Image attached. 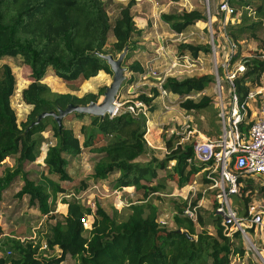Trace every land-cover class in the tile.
Listing matches in <instances>:
<instances>
[{
	"label": "trees",
	"instance_id": "trees-1",
	"mask_svg": "<svg viewBox=\"0 0 264 264\" xmlns=\"http://www.w3.org/2000/svg\"><path fill=\"white\" fill-rule=\"evenodd\" d=\"M237 1L248 2L231 0L233 4ZM134 2L129 0L122 4L118 16L111 21L105 0H0V58L20 56L31 71V80L20 91L21 100L31 108L19 121L11 102L15 74L8 63L0 65V164L6 157L16 156L13 167H5L0 174V203L3 192L21 177L23 183L14 197L22 199L26 196L30 206L53 221L45 238V253L38 252L39 244L32 240L10 237L2 244L9 246L10 255L0 254V264H61L68 255L75 264H233L234 259L242 260L247 254L240 231L229 229L219 215L214 213L210 222H206L198 208L195 218L184 213L187 199L174 202V226L160 225L158 205L150 199V194L161 191L166 186L165 180L173 179L181 187L193 174L200 172L201 183L209 182L205 173L211 169L212 161H189L194 154L193 146L190 142H180L181 134L175 131L169 134L167 129L161 132L166 149L161 157L144 137L146 117L141 114L121 111L114 116L108 113L103 117L89 115L87 126H80L83 139L63 121L58 126L51 116L34 122L42 111H57L68 103L96 101L106 87L101 85L96 91H86L82 95L53 92L48 84L40 81L48 68L67 81L88 79L99 71L112 75L110 65L102 55L111 53L115 56L127 47L122 64H126L131 74L144 73L138 59L127 63V54L140 48L139 37L143 33V29L135 24ZM253 5L257 15L263 12L262 0ZM160 16L175 32H182L198 20H207L202 9L196 7L175 13L162 12ZM248 20L247 11H244L240 20L228 22L226 26L229 39L236 43L228 65L232 67L238 61L244 65L243 71L233 78L234 92L240 103L247 102L249 91L264 85V53L241 56L240 40L244 35L259 40L257 30L261 22L248 23ZM214 29V33L218 32L219 23ZM110 31L112 41L108 43ZM220 41L225 42L220 37L215 39L216 44ZM261 46L264 48V44ZM177 51L198 58L201 54L211 53L212 48L208 42H181ZM218 70L225 77L222 62L218 63ZM134 80L132 75L126 76L122 85H132ZM215 84L214 73L201 72L182 79L168 75L163 87L178 95L181 109L194 112L216 105V95L203 93L197 99L192 97ZM158 96L157 87H152L150 94L139 92L133 98L143 100L148 110L154 111ZM70 114V118L77 119L87 116L82 112ZM253 120L252 111L247 107L238 124L242 135L248 134ZM209 125L212 129L206 130L207 136L216 137L220 124L210 118ZM48 126L55 142L46 148L45 170L39 171L36 178H30L23 169L24 163L40 159L45 140L42 132ZM85 150L97 154L93 171L88 178L74 181L69 172L70 159ZM142 156H145L143 160L140 159ZM161 170L164 176L158 180ZM111 174H114L112 185L115 188L133 186L138 195L127 205L125 218L119 219L116 209L109 213L99 202L92 208L74 197H62L63 203L56 209L57 193L78 194L88 188L89 179L104 181ZM258 178L238 175L239 193L233 201L239 215L247 213L254 193L264 200V180ZM199 195L190 201V205L197 204ZM215 205L213 198V208ZM82 219L88 221V227ZM207 223L214 229L213 233L209 232ZM2 233L0 216V235ZM249 264L256 263L251 261Z\"/></svg>",
	"mask_w": 264,
	"mask_h": 264
},
{
	"label": "rangeland",
	"instance_id": "rangeland-1",
	"mask_svg": "<svg viewBox=\"0 0 264 264\" xmlns=\"http://www.w3.org/2000/svg\"><path fill=\"white\" fill-rule=\"evenodd\" d=\"M107 3V11L109 13L111 21L114 19L115 15L119 12V7L122 4L127 3L129 0H105ZM133 5V13L135 24L138 28L144 30L142 35L139 37L140 48L136 51H131L128 55V62L130 63L133 59L137 58L141 61L144 67V73H134V77L136 79L135 83L127 89V84L123 86L120 93V99H132L139 92L149 93L152 87H157L160 79L165 78L166 75H174L178 79H182L188 75L198 74L203 72H212L215 75L216 84L211 87L204 89L202 92L194 93L192 97L195 99L199 98L201 94L207 93L213 95L215 100H217L215 104L212 106L203 108L198 111H185L181 109L179 105V98L170 93L167 96H159L154 101L156 104L155 111H149L146 126L149 122V135H147L150 144L159 143V137L161 132L164 129H167V133H171L176 131L181 135H186L187 131L191 129L193 135L190 136V140H194L199 136L200 133H203L207 136L206 130L212 129V126L209 125L210 118H213L217 124H219V113H221V108L225 107L229 100V94H231V88L228 83L227 73H231L234 71V65L232 67H224L225 77L222 74H219L218 63L224 61L225 55L227 53V45L226 43L220 41L218 44L217 41L215 43V39L220 37V39L224 40L223 36L220 34V31L215 32L214 26L220 19L223 20V15L219 12L217 7L218 0H134ZM248 1L247 4L234 2L236 7L235 14L228 18V22H235L240 20L241 15L244 11H247L249 16L248 23L251 21H260L259 28L257 30L258 38L254 39L250 35H244L243 39L240 40V50L241 56L250 55L254 52H263L264 48L261 46L264 44V8L263 12L257 15L254 12L253 7L254 3L260 0H242ZM207 3L209 6H207ZM264 7V0H262ZM202 9L203 13L206 15L207 20H198L194 24L186 27L182 32L173 31L167 22L163 21L161 18L162 12L167 13H175L181 11L182 9H192V8ZM112 33L111 31L108 33V39H111ZM225 41V40H224ZM110 41L108 40V43ZM181 42L187 43H200V42H208L213 43L214 51L211 53L201 54V60L194 61V65L191 68H184L183 66H175L171 67V60L174 58V55L177 53V45ZM110 44H107L109 47ZM261 46L262 48H260ZM235 52V51H234ZM233 52V54H234ZM118 55V54H117ZM115 55L114 57H117ZM130 55V57H129ZM129 58L131 59L129 61ZM8 63L12 71L16 77V85L15 91L12 95V105L15 107L17 119L20 121L21 118L25 115V107L24 104L22 106V101L20 99L19 92L20 90L29 82V72L26 70V65H24L20 56H9L5 55L0 58V65L2 63ZM239 62V61H238ZM236 62V63H238ZM126 67V64H123ZM152 67L157 71V75L151 74L149 72V68ZM231 68V69H230ZM52 72V77L59 83V87H56L57 83H54V79H50L46 77V75L40 80L48 84L53 92H61V91H70L71 88L77 89V86H81L84 84L83 79H75V80H63L62 78L56 76L52 69L49 68ZM150 73V74H149ZM131 73L127 71V67L125 70V75L128 76ZM110 77V78H109ZM112 75L108 76V80L106 86L111 82ZM87 82H96V78L94 79H85ZM132 87V89H131ZM136 93L134 96H129L131 92ZM102 95L98 98L100 100ZM119 99V98H118ZM120 102V100H118ZM19 103V104H18ZM122 103V102H121ZM164 103L168 105V107L164 106ZM249 108L252 111L253 118H256L260 113V101L259 100H251L249 102ZM225 111V110H224ZM71 114H68L63 118V123L71 126L74 131L78 134L80 139H83V134L79 128L78 120H71ZM84 124V123H82ZM87 126V124H85ZM216 134V133H213ZM44 136L45 143L42 147L46 145L53 144L55 142V138L52 135V131L50 130V126L47 127L46 130L42 132ZM155 135V139L154 136ZM161 138V136H160ZM148 143V142H147ZM149 144V143H148ZM149 144V145H150ZM161 146H156V154L158 156H163L166 152V149L163 146V142L161 139ZM151 146V145H150ZM16 156H9L4 159V161L0 164V174L2 173L5 167L12 168L14 165V160ZM97 154L85 150L84 153L78 155L72 159L71 169L72 175L75 177L81 176L88 178L90 173L93 171V165L96 160ZM145 156H142L140 159L143 160ZM42 160L39 159L36 162L24 163V171L28 172V176L30 178H36L39 171H44L45 166H40ZM164 176V171L161 170L159 172V178ZM114 178V174H111L106 180L95 182L93 180H88V188L86 190L80 191L78 194L80 195L79 201L82 204L92 205L94 208L95 203L99 202L109 213H112L114 209L118 212V218H125L128 213V203L132 200H135L138 195L137 193L132 191V194H129L128 189L118 188L119 193L121 194V198L124 199V204L121 206V202H118L117 194L114 192L115 188L112 185ZM53 179H57L53 176ZM202 174L200 172L193 174L190 177V180L183 186L182 189L177 185L175 180H165L166 186L158 192H154L150 194V199L154 201L158 205V211L161 218H163L166 223L165 226L171 228L174 226L172 222V213H173V205L175 201H181L184 199L178 191H185L186 185L189 183L193 185L194 190L190 191L187 195V199L189 201L194 200L199 195V199L197 201V208L206 222H210L211 216L214 214L213 209V198L214 191L206 188V186L201 183ZM257 180H264V176L258 178ZM23 183L22 178H18L14 184H12L9 189L4 194L3 205L0 208V216L1 223L3 226V230L6 235L0 236V245H2L7 238L10 237H18L23 240H32L33 242L40 244L45 241V238L48 234L49 226L53 222L52 220H48L41 216L35 207L30 206L27 202V198L20 199L19 197H14L15 193L20 189ZM97 185V189L92 187V184ZM185 187V188H184ZM213 192V193H212ZM117 198V199H116ZM253 202L256 207H258L262 198L254 193ZM235 204V202H234ZM236 206V204H235ZM86 220V219H85ZM84 224V223H83ZM210 223H207V226ZM87 226V225H84ZM88 227V226H87ZM198 229L200 227L197 226ZM209 232L213 233L214 229L209 225ZM243 243L246 247H249L246 243L245 239H243ZM254 243L258 246L260 245V240L255 237ZM0 246V254L10 255L7 252L9 249L8 245ZM45 249L39 248L38 252L45 253ZM251 261L256 264H263L262 261L257 258L253 252L249 249L247 254L242 260L234 259L233 264H249ZM75 260L68 256L64 262L61 264H75Z\"/></svg>",
	"mask_w": 264,
	"mask_h": 264
},
{
	"label": "built area",
	"instance_id": "built-area-1",
	"mask_svg": "<svg viewBox=\"0 0 264 264\" xmlns=\"http://www.w3.org/2000/svg\"><path fill=\"white\" fill-rule=\"evenodd\" d=\"M207 6H209L208 3ZM217 7L224 17L218 23L220 34L223 36L227 45V53L222 63L227 68L229 67L228 63L231 56L236 49V43L229 39L226 33V26L228 24V18L235 14L236 8L231 0H218ZM214 45L211 43L212 52L215 49ZM196 59L201 60L200 57ZM196 59L188 52L179 53L177 51L171 60V67L183 66L184 68H191ZM243 69V63L238 62L234 65V71L227 73L226 79H228L231 94L228 97L230 99L229 103L225 107H222L221 113H219V134L216 137L210 138L200 133V137L190 140V136L193 133L189 129L186 135L180 137L179 141L190 142L192 144L194 154L189 161H212L211 169L205 173L206 178L209 180L205 186L214 191L216 200V205L213 208L214 213L219 215L222 221L229 225V229L240 231L242 239H245L249 246L246 247L247 250L250 249L264 264V200L262 199L258 207L252 201L247 213L244 215L238 214L233 201L234 196L239 193L238 175H248L251 177L264 176V85L249 91L247 94V102L240 103L234 92L233 78L237 73L243 71ZM149 72L153 76L158 74L152 67L149 68ZM166 76L164 77L166 78ZM165 78L160 79L157 84L160 96H167L169 94V91L163 87ZM257 97L260 101V113L256 118H253L254 120L250 125L248 134L242 135L238 124L245 115L246 108L249 107V102L253 99L257 100ZM164 106L168 107L165 103ZM121 111H129L133 115H144L146 120L149 112L147 104L138 98H132L128 101L125 100L122 103L118 102V100L115 101V109L109 115L114 116ZM145 135L144 137L148 142ZM186 186L185 191H178L184 199H187L188 193L195 188L189 183ZM92 187L97 189V185H92ZM114 192L117 194L118 202H121L122 206L124 199L121 198L118 188L114 189ZM60 194L68 198L74 197L78 200L80 199V195L74 192H63ZM197 206L198 204L190 205V201L188 200V205L185 207L184 213L195 218ZM82 220L84 225H87L88 221L85 219ZM159 223L160 225H165L166 221L159 217ZM255 237L260 240V245L258 246L254 243ZM19 239L23 240L22 238ZM46 247L45 241L39 246V248L43 249H46ZM7 252L10 253V250L8 249Z\"/></svg>",
	"mask_w": 264,
	"mask_h": 264
},
{
	"label": "water",
	"instance_id": "water-1",
	"mask_svg": "<svg viewBox=\"0 0 264 264\" xmlns=\"http://www.w3.org/2000/svg\"><path fill=\"white\" fill-rule=\"evenodd\" d=\"M126 52L127 47L117 57H114L111 53L102 55L110 65L112 78L111 82L105 87L100 100H91L86 104L68 103L64 108H59L57 111H42L37 115L34 122L37 123L42 118L51 116L56 120L58 126H61L63 118L72 112H82L88 116L97 115L100 117H103L106 113L111 114L115 109V101L118 100L121 86L126 77V67L122 64Z\"/></svg>",
	"mask_w": 264,
	"mask_h": 264
},
{
	"label": "crops",
	"instance_id": "crops-1",
	"mask_svg": "<svg viewBox=\"0 0 264 264\" xmlns=\"http://www.w3.org/2000/svg\"><path fill=\"white\" fill-rule=\"evenodd\" d=\"M119 11V10H118ZM134 14V13H133ZM118 16V13L115 15V17L114 18H116ZM143 32H144V30H143ZM109 41H112V37H111V39H109ZM130 57V56H129ZM131 58L134 60V59H137V58H134V57H132L131 56ZM131 59L129 58V61H130ZM139 60V59H138ZM140 61V60H139ZM141 62V61H140ZM4 63V62H3ZM6 63V62H5ZM24 65H26V64H24ZM26 70H28V72H29V81L31 80V76H30V67L28 66V65H26ZM131 73V72H130ZM45 75H46V77H48V78H50V79H54V77H52L51 75H52V72L50 71V69L48 68L47 70H46V73H45ZM130 75H132L133 77L135 76L134 75V73H132V74H130ZM108 76H110V74H108V73H106V72H104V71H99L98 73H97V75H95V76H93V77H90V78H88V80H90V79H94V78H96V82H87V81H85V79H84V84H82L80 87L79 86H77V89H73V87L71 88V93H74V94H76V95H82L84 92H86V91H96L97 90V88L99 87V86H101V85H106V83H107V78H108ZM129 76V75H128ZM110 78V77H109ZM135 78V77H134ZM135 81H136V79L133 81V83L132 84H134L135 83ZM54 83H57L56 84V87H59V83L54 79ZM27 85V84H26ZM25 85V86H26ZM130 86L131 85H128L127 86V89L128 88H130ZM121 89H123V85L121 86ZM121 89H120V93H121ZM131 89H132V87H131ZM21 91V90H20ZM61 92H70V91H61ZM120 93H119V99L118 100H120V102H124L125 100H127V99H120ZM136 93H134V90H133V92H131L130 94H128L129 96H134ZM19 95H20V92H19ZM170 95H173V96H175V97H178V95H176V94H173V93H170ZM20 99H21V96H20ZM157 99V98H156ZM155 99V100H156ZM22 101V100H21ZM11 102H12V97H11ZM19 104V103H18ZM24 104H26V103H24L23 101H22V106L24 105ZM24 107H25V115L21 118V120L22 119H24L25 118V116H26V114H27V112L29 111V109L31 108V106L29 105V104H26V105H24ZM15 108V107H14ZM156 110V109H155ZM154 110V111H155ZM71 120H78L79 121V128H80V126H81V124L82 123H84V124H88V122H89V116L87 115V116H85V117H83L82 119H77V118H71ZM149 122L150 121H148V123H147V132H146V138H147V140H148V143L150 144V141H149V139H148V137H147V135H149L150 133H149ZM66 125V124H65ZM67 126H69V125H67ZM154 136V139H155V135H153ZM159 137V143H157V144H150L151 145V147H153L154 149L156 148V146H160V147H162L161 146V144H160V142H161V138H160V136H158ZM163 142V141H162ZM44 143H45V140H44ZM47 146L48 145H46L45 147H42V153H41V157H40V159L42 160V163L40 164V166H44V162H43V157H44V155H45V152H46V148H47ZM162 149H163V147H162ZM155 151H156V149H155ZM85 151H83L82 153H84ZM82 153H80L79 155H81ZM158 155V154H157ZM78 156V155H77ZM7 158V157H6ZM39 159H37V160H35V161H33V162H36V161H38ZM33 162H29V163H33ZM45 168V167H44ZM69 172H70V174H71V176H72V178H73V180L75 181V180H78V179H80V178H82L81 176H78V177H75L74 175H72V169H71V167L69 168ZM89 180H92V179H89ZM16 182V181H15ZM14 182V183H15ZM14 183H12V184H14ZM11 184V185H12ZM10 185V186H11ZM92 185H96L95 183L94 184H92ZM9 186V187H10ZM9 187L3 192V195H2V201H1V203H0V208L2 207V205H3V199H4V194H5V192L9 189ZM128 187H130V188H128ZM128 187H125L124 189H128V190H130L129 191V194H132V191L134 192V188H133V186H128ZM67 192V191H66ZM62 197L64 198V199H69L68 197H65V196H62L60 193H57V206H56V209H59V205L60 204H62L63 202L61 201V199H62ZM23 198H25V196H23ZM27 198V197H26ZM49 220V219H48ZM4 235H6V233H5V231L3 230V233L0 235V236H4ZM69 256V255H68ZM67 256V257H68ZM64 262V261H63Z\"/></svg>",
	"mask_w": 264,
	"mask_h": 264
}]
</instances>
